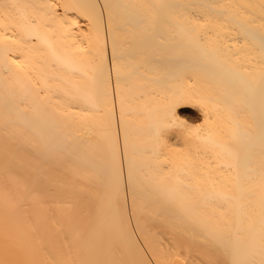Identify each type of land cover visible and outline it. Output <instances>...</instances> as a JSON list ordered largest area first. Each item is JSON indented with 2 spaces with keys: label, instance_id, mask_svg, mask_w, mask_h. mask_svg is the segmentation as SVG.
<instances>
[{
  "label": "bare ground",
  "instance_id": "1",
  "mask_svg": "<svg viewBox=\"0 0 264 264\" xmlns=\"http://www.w3.org/2000/svg\"><path fill=\"white\" fill-rule=\"evenodd\" d=\"M0 264H264V0H0Z\"/></svg>",
  "mask_w": 264,
  "mask_h": 264
},
{
  "label": "rangeland",
  "instance_id": "2",
  "mask_svg": "<svg viewBox=\"0 0 264 264\" xmlns=\"http://www.w3.org/2000/svg\"><path fill=\"white\" fill-rule=\"evenodd\" d=\"M183 111H186V110L184 109ZM186 112H187V111H186ZM188 118H189V120H190V117H188ZM190 121L196 123L195 120H190Z\"/></svg>",
  "mask_w": 264,
  "mask_h": 264
}]
</instances>
